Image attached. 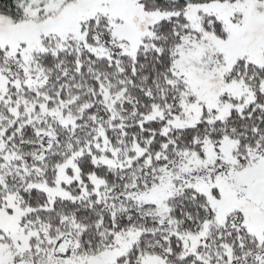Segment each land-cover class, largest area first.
<instances>
[{
    "label": "snow or ice",
    "instance_id": "6c2138e0",
    "mask_svg": "<svg viewBox=\"0 0 264 264\" xmlns=\"http://www.w3.org/2000/svg\"><path fill=\"white\" fill-rule=\"evenodd\" d=\"M0 264H264V0H0Z\"/></svg>",
    "mask_w": 264,
    "mask_h": 264
}]
</instances>
